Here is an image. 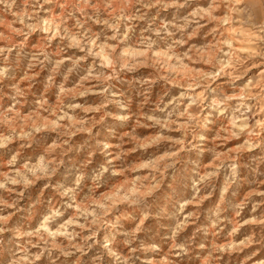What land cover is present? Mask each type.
I'll use <instances>...</instances> for the list:
<instances>
[{
  "label": "clouds",
  "instance_id": "1",
  "mask_svg": "<svg viewBox=\"0 0 264 264\" xmlns=\"http://www.w3.org/2000/svg\"><path fill=\"white\" fill-rule=\"evenodd\" d=\"M0 264H264V0H0Z\"/></svg>",
  "mask_w": 264,
  "mask_h": 264
},
{
  "label": "rangeland",
  "instance_id": "2",
  "mask_svg": "<svg viewBox=\"0 0 264 264\" xmlns=\"http://www.w3.org/2000/svg\"><path fill=\"white\" fill-rule=\"evenodd\" d=\"M249 195H251V193Z\"/></svg>",
  "mask_w": 264,
  "mask_h": 264
}]
</instances>
